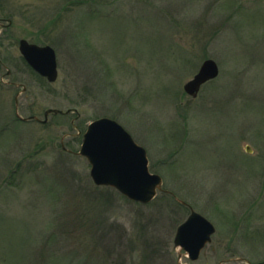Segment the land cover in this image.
<instances>
[{
	"label": "rangeland",
	"instance_id": "rangeland-1",
	"mask_svg": "<svg viewBox=\"0 0 264 264\" xmlns=\"http://www.w3.org/2000/svg\"><path fill=\"white\" fill-rule=\"evenodd\" d=\"M22 39L54 50L55 82ZM0 81V264H264V0H0ZM101 118L161 177L150 203L93 184L78 152ZM175 198L215 228L194 262Z\"/></svg>",
	"mask_w": 264,
	"mask_h": 264
},
{
	"label": "water",
	"instance_id": "water-1",
	"mask_svg": "<svg viewBox=\"0 0 264 264\" xmlns=\"http://www.w3.org/2000/svg\"><path fill=\"white\" fill-rule=\"evenodd\" d=\"M18 49L37 74L49 83L57 80L56 55L50 46H37L22 39ZM218 74L217 64L211 59L205 60L195 76L183 85L184 93L196 98L201 86ZM15 103L17 106V98ZM68 113L69 110L49 109L45 111L44 121L49 114ZM23 120L38 121L36 117ZM246 150L250 151L249 148ZM78 155L86 158L90 165L89 175L95 186L112 187L130 201L140 204L150 203L161 191L162 179L149 172L146 151L114 120L101 118L91 122L83 135ZM214 233V226L190 208L188 218L177 228L173 240L174 247L179 249L178 257L185 253L190 261H197Z\"/></svg>",
	"mask_w": 264,
	"mask_h": 264
},
{
	"label": "flooded vegetation",
	"instance_id": "flooded-vegetation-1",
	"mask_svg": "<svg viewBox=\"0 0 264 264\" xmlns=\"http://www.w3.org/2000/svg\"><path fill=\"white\" fill-rule=\"evenodd\" d=\"M0 84H1V81H0ZM204 86V85H203ZM199 94V93H198ZM193 99H195V98H193Z\"/></svg>",
	"mask_w": 264,
	"mask_h": 264
}]
</instances>
